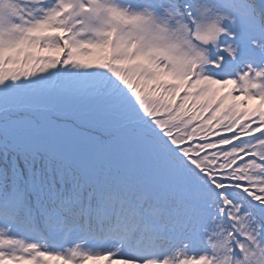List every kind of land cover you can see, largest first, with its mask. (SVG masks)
Wrapping results in <instances>:
<instances>
[{"label":"snow or ice","instance_id":"1","mask_svg":"<svg viewBox=\"0 0 264 264\" xmlns=\"http://www.w3.org/2000/svg\"><path fill=\"white\" fill-rule=\"evenodd\" d=\"M87 261L264 264V0H0V264Z\"/></svg>","mask_w":264,"mask_h":264},{"label":"rangeland","instance_id":"2","mask_svg":"<svg viewBox=\"0 0 264 264\" xmlns=\"http://www.w3.org/2000/svg\"><path fill=\"white\" fill-rule=\"evenodd\" d=\"M86 264H103V261H87Z\"/></svg>","mask_w":264,"mask_h":264}]
</instances>
